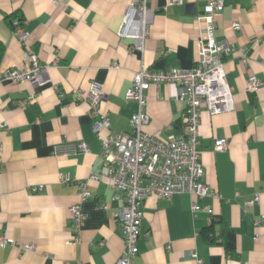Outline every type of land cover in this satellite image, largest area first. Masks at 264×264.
Returning a JSON list of instances; mask_svg holds the SVG:
<instances>
[{
    "label": "crops",
    "instance_id": "1",
    "mask_svg": "<svg viewBox=\"0 0 264 264\" xmlns=\"http://www.w3.org/2000/svg\"><path fill=\"white\" fill-rule=\"evenodd\" d=\"M208 1L149 0L153 14L139 51L133 38L119 35L130 0H0V71L27 67L25 47L49 64L41 87L0 79V236L15 243L0 245V264H116L124 243L115 214L123 201L106 178L89 185L79 230L70 219L78 182L101 168L89 104L74 91L86 94L91 82L99 83L111 130L128 131L136 105L126 93L134 73L192 69L199 39L206 41L197 18ZM221 1L214 35L234 50L224 68L235 109L213 115L203 108L197 137L202 180L218 197L201 200L209 209L195 214L189 194L147 197L132 264H264V85L247 86L251 77L264 79V0ZM15 15L28 33L25 45L7 18ZM178 92L175 83L149 85L147 132L161 139L183 133ZM21 100L28 103L20 107ZM217 138L228 139L226 150L213 149ZM61 142H84L88 152L54 154ZM255 195L259 201L246 207ZM22 244L34 248L23 251Z\"/></svg>",
    "mask_w": 264,
    "mask_h": 264
},
{
    "label": "built area",
    "instance_id": "2",
    "mask_svg": "<svg viewBox=\"0 0 264 264\" xmlns=\"http://www.w3.org/2000/svg\"><path fill=\"white\" fill-rule=\"evenodd\" d=\"M62 0H54L58 3ZM149 0H130L123 16L119 35L134 39L133 48L142 50V42L148 35V25L153 12L148 8ZM181 3V0H171ZM223 9L221 0H209L201 15L200 23L204 25L206 41L199 39V54L195 65L190 70L168 68L150 71L141 68L134 73L132 86L126 93V99L136 105L129 121V130L116 133L111 130L107 113L100 108L105 94L102 86L91 82L86 94L75 90L77 100H86L89 104L90 116L94 120L93 131L101 143V168L99 173H91L78 182L79 201L69 207L72 226L79 230L84 223L86 214L81 205L90 197L89 185L106 178L108 186L116 192V197L123 201L115 216L122 223L124 250L116 264H132L136 253L135 242L139 236V226L143 216L142 206L149 196L169 198L174 194L186 193L191 196V212L200 209L208 210L200 205L204 198L218 197L203 180L204 169L198 150V128L205 108L210 114H222L235 109L233 89L225 78V60L233 53V47L226 40H216L214 35L215 15ZM234 30L240 29L238 22H232ZM11 26L14 35L25 45L28 33L21 20L13 18ZM170 52V50H168ZM23 59L27 67L0 71V79L13 83L29 82L41 87L46 83V71L49 64L42 63L28 47L23 51ZM55 59L52 64H55ZM162 82L175 83L179 87V98L185 104V124L181 135H170L161 139L147 132L146 91L150 84ZM264 85V79L251 77L247 81L248 88L258 90ZM59 96L62 93L59 92ZM28 100H21L18 106L23 107ZM263 134H264V113ZM227 138L214 140L213 149L224 151L228 148ZM54 154H71L88 152L84 142H61L53 149ZM62 182L71 181L68 176H60ZM40 186L31 187L37 191ZM259 201V196L245 202L249 207ZM102 208L107 205L102 204ZM14 241L7 235L0 236V245ZM23 251H31L33 244H22ZM196 257V254H192Z\"/></svg>",
    "mask_w": 264,
    "mask_h": 264
},
{
    "label": "trees",
    "instance_id": "3",
    "mask_svg": "<svg viewBox=\"0 0 264 264\" xmlns=\"http://www.w3.org/2000/svg\"><path fill=\"white\" fill-rule=\"evenodd\" d=\"M7 18H9L10 21H11L12 18H18L19 19V17L17 15H15V17L14 16H10V17H7ZM2 50H3V47H2V45H0V56L2 54Z\"/></svg>",
    "mask_w": 264,
    "mask_h": 264
}]
</instances>
